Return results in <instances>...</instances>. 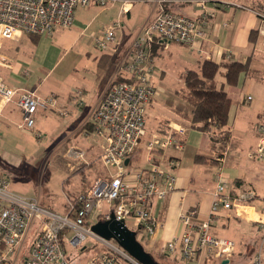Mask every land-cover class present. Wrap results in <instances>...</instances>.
I'll list each match as a JSON object with an SVG mask.
<instances>
[{
	"label": "crops",
	"instance_id": "0c3cea01",
	"mask_svg": "<svg viewBox=\"0 0 264 264\" xmlns=\"http://www.w3.org/2000/svg\"><path fill=\"white\" fill-rule=\"evenodd\" d=\"M262 4L264 0H210L207 7V23L203 27L205 35L200 42L194 46L172 43L168 48H154L155 64L160 71L167 67L165 60L174 52L185 60L187 63L184 66L185 70L179 75L181 80L182 74L189 69H198L201 61L205 59L217 62L223 59L239 61L246 66V71L242 74L237 86H225L232 98L226 127L228 132L226 141L222 142L219 139L220 136L213 130L206 131L193 126L190 122V108L185 102L188 108H176L174 116L158 121L152 126L150 133L163 128L167 129L172 123L188 127L184 137L185 148L183 150L168 149L162 152L160 158L164 168H168V158L176 160L174 172L177 174V181L175 190L169 193L164 201L156 200L153 204V213L158 218L159 227L153 236L147 234L144 239L145 245H143L155 258L180 261L178 250L168 251L167 243L173 237L188 230L180 219L182 209L197 207L199 213L194 220L197 223L209 218L216 186V162L213 153L224 149L227 154L225 169L232 192L235 195L251 192L252 196L238 208L221 209L214 218L211 231L217 236L230 238L236 243L234 256L228 262L224 263L225 260H223L220 264H253V255L260 245L264 232V228L259 223L260 220L264 221V214L261 213L264 205V159H253L249 156V152L259 143L258 131L255 132L251 128L256 124L257 130V124L264 121V50L259 32L262 18L257 14L258 7ZM162 7L195 19L202 13L195 3L186 0H136L131 4L128 12L121 11L119 2L102 6L96 16L102 13L107 14L111 22L121 21L127 15L125 22L130 24L134 15L138 18V22L132 29L131 26L121 28L122 30L117 33L119 36L116 34L118 38L114 43L112 42L111 47L109 46V50L116 52L115 58L102 54V58L94 59V61H90L89 52H87L89 41L86 36L91 22H86L84 17L78 15V10L75 11V19L71 27L57 29L52 35L26 33L18 39L4 40L0 53L9 62L8 66L0 64V75L4 82L14 88L33 91L40 97L54 94L58 99L57 108L38 111L35 127L39 118H48L50 114L67 117L65 121L61 117L67 130L64 132L63 142L60 145L70 143L66 149V156L69 158L67 162L69 175L62 183V197L54 195L52 202L50 204L46 202L44 206L64 213L69 198L85 193L77 191L76 177L81 173V179L92 176V184L93 180L100 176L99 169L101 171L104 168L100 161L101 153L90 161L87 159L88 149L71 140L79 137L77 141L87 142L91 139V126L88 120L117 72L120 58L142 27L153 21ZM81 10V14L87 11ZM121 24L124 26L123 22ZM93 37L95 38V34L92 33V40ZM120 41L121 44L118 45ZM110 62L112 65L108 67ZM90 63H95V68L99 69L95 71L93 77L88 76L92 71ZM101 71L105 74L103 78ZM218 84L223 86V77L218 78ZM183 86L182 80V86L175 90L177 96H179L177 91ZM78 91H81V94ZM248 95L252 96L251 100H248ZM78 100H82V104ZM60 110H66L67 115H61ZM22 123L23 113L16 102L4 103L0 98V126L9 130L16 124L25 132L35 134L37 128L24 129L21 126ZM58 145H55L53 153L60 148ZM71 147L83 150L84 159L70 157L68 150ZM7 156L8 154L1 156V160L9 162L10 158ZM10 161L12 164H18L20 159L15 156ZM136 162L138 166L146 165L145 151ZM96 163H100L101 167L93 171L91 168ZM89 189L90 187L87 190ZM36 197L42 203L41 196ZM103 210L104 208L93 212L89 221L91 220L93 224L103 218ZM127 225L136 230L133 219H129ZM139 231L137 230V234ZM92 241V239L88 240L79 252L97 250L99 247ZM25 245L26 242L23 249L26 248ZM64 245L67 249L70 246L67 242ZM28 250L27 247V253ZM87 259L77 260V264H86ZM187 263L219 264V260H209L199 256L196 260Z\"/></svg>",
	"mask_w": 264,
	"mask_h": 264
},
{
	"label": "built area",
	"instance_id": "2783aa9c",
	"mask_svg": "<svg viewBox=\"0 0 264 264\" xmlns=\"http://www.w3.org/2000/svg\"><path fill=\"white\" fill-rule=\"evenodd\" d=\"M136 0H0V48L7 39H18L23 34L52 35L57 29L71 27L78 7L95 3L108 6L119 2L121 11L128 12ZM203 10L195 19L162 7L153 21L142 27L124 52L117 72L91 113L88 123L92 136L102 141L100 161L107 170L106 177H96L90 189L69 198L64 213L44 206L39 198H28L10 189L9 179L0 175V264H16L28 235L36 221L40 228L32 240L23 264H72L67 242L72 248L81 249L92 239L99 248L87 259L86 264H141L115 240H107L91 230L89 218L93 212L104 208L103 218L133 219L137 230L153 236L159 227L153 213L154 201H164L175 190L176 160L168 158V168L162 167V152L168 149L183 150L188 127L170 124L166 131L152 132L147 138L146 112L155 86L152 83L155 64V47L168 48L172 43L194 46L204 38L210 0H186ZM259 15L260 13L257 12ZM260 16V15H259ZM259 32L264 50V14ZM117 20L103 32L95 35L96 45L105 49L116 40ZM201 51V50H200ZM0 64L9 65L0 53ZM121 76L122 79H118ZM81 94V91H78ZM0 98L4 103L15 101L23 113L22 127L33 130L40 110L57 108L58 99L52 94L40 97L35 92L8 86L0 75ZM248 100L252 99L248 95ZM82 104V100H78ZM67 115L66 110L59 111ZM259 143L249 153L253 159H264V121L257 124ZM40 136L39 131H35ZM1 135V133H0ZM145 142L142 145V141ZM145 151V166L136 167L131 157L140 146ZM68 155L84 159L85 152L71 147ZM216 162V186L208 219L195 222L197 207L182 209L180 219L188 230L167 243L170 252L178 250L182 260L193 261L199 256L229 260L236 251L234 240L215 235L211 225L221 209L231 210L245 204L251 192L235 195L226 174V150L213 153ZM129 162L126 163V160ZM261 213L264 214V205ZM259 223L264 228V221ZM254 264H264V232Z\"/></svg>",
	"mask_w": 264,
	"mask_h": 264
},
{
	"label": "rangeland",
	"instance_id": "374dc122",
	"mask_svg": "<svg viewBox=\"0 0 264 264\" xmlns=\"http://www.w3.org/2000/svg\"><path fill=\"white\" fill-rule=\"evenodd\" d=\"M89 7H78L76 10H78V15L84 17L86 22H91L86 36V39L89 41L87 52H89L88 56L90 57V61L102 58V54H108L115 58L116 52L109 49L111 47L110 45H112L116 40L109 44L110 47L108 46L105 49H100L96 45L95 39L92 40L91 38L92 33L96 35L103 32L107 25L109 23H113L114 21L110 22L109 16L104 13L96 16L97 11L102 8L101 5L93 3ZM81 9H85L87 11L81 14ZM200 10L203 12L202 9ZM127 17L128 16L126 15V17L121 19L124 26L121 24V26L117 28L116 34L125 27L131 26L132 29L138 22V18L133 15L131 21L132 23L127 24L125 22ZM117 36L119 35L117 34ZM117 36L116 38H118ZM119 44H121V41L118 45ZM112 63H108V67L111 66ZM165 63L167 65V67L165 66V69L160 71V69L157 68L153 73L152 83L155 86V94L152 97V102L150 101L151 104H149L146 112L147 138H149L150 131L155 123L158 121H164L165 119L174 116L176 108L180 107L182 109H186L189 107L186 106L184 101L177 96L175 92V90L182 86V80L179 75L185 70L184 66L187 63L175 52L172 53L171 57L166 58ZM95 67V63H90V69L92 71H90L91 73L89 72L90 75L88 76L93 77L95 71L99 70ZM100 74L102 75V78L105 77L104 71H101ZM61 117L59 115L50 114L48 118H39L35 127L40 133L39 137L35 134L25 132L16 124L12 125L9 130L0 126V132L2 130L0 135V174L9 179L10 189L14 193L28 198H34L40 195L42 204H45L46 202L50 204V202H52V196L54 195L62 197V183L69 175V170L67 169V162L69 158L66 156V149L70 143H63L60 145V143L63 142L62 139L64 132L67 130L62 122V118L65 121L67 117ZM253 129L255 132L257 131L256 124L253 128H251V130ZM78 138H72L71 142H78L81 147H84L86 150L88 149V160H93L94 157L101 153V141L97 136H92L87 142L77 141ZM147 138L143 140L142 144ZM57 144H59L58 147L60 148L53 153V149ZM256 147L257 145L251 151H254ZM5 154H8L7 158H10V160H13L15 156L18 157L20 162L18 164H12L10 163V160L9 162L6 160L2 161L1 158L3 155L5 156ZM98 167H101L100 163H96L91 169L95 171ZM81 175L82 173L75 179V181L78 182L77 191L86 192L90 187L93 177L88 176L86 179H81ZM73 183L74 182H72V184ZM71 186H69V188H72ZM93 220L94 219H92V221ZM39 228L40 222L36 221L26 241V248H24L21 252L19 261H17L16 264H22V259L28 255L29 250L27 253V247L30 248L32 236L36 230H39ZM137 236L141 243L145 245L144 239L147 237V232L140 230ZM92 242L94 244L96 243L95 241ZM95 246L99 247L100 245L96 243ZM68 247L72 264H77V260L89 258L95 251L90 249L89 251L85 250L80 253L79 249L72 248L71 246ZM155 259L158 264H186V262H189L186 260L181 261V258L180 261H175L169 258L163 259L160 257H156Z\"/></svg>",
	"mask_w": 264,
	"mask_h": 264
},
{
	"label": "trees",
	"instance_id": "16d2710c",
	"mask_svg": "<svg viewBox=\"0 0 264 264\" xmlns=\"http://www.w3.org/2000/svg\"><path fill=\"white\" fill-rule=\"evenodd\" d=\"M257 12L262 17V14H264V4L258 7ZM253 35H255V32H253ZM245 71L246 66L239 61L223 59L217 62L205 59L201 61L198 69H189L182 74L184 86L177 92L190 108V122L193 126L206 131L213 130L220 136L219 139L222 142L226 141L228 136L226 127L232 106V98L225 86H237ZM220 76L223 77V86L218 84ZM118 79L120 80L122 77L118 76ZM163 131H166V129L163 128ZM142 145L136 149L134 155L131 157L136 167H138L136 161L139 160L144 152ZM98 173L103 177L108 176L105 167L101 171L99 169ZM76 197L72 198L75 199ZM207 259L219 260V264L223 261L220 258L208 257Z\"/></svg>",
	"mask_w": 264,
	"mask_h": 264
},
{
	"label": "water",
	"instance_id": "95a60500",
	"mask_svg": "<svg viewBox=\"0 0 264 264\" xmlns=\"http://www.w3.org/2000/svg\"><path fill=\"white\" fill-rule=\"evenodd\" d=\"M129 159L126 160V163ZM93 233L107 239L115 240L132 257L141 264H158L155 257L148 252L138 239L137 231L130 228L126 220L117 219L114 214L110 219H99L91 225ZM228 262L225 260L224 263Z\"/></svg>",
	"mask_w": 264,
	"mask_h": 264
}]
</instances>
